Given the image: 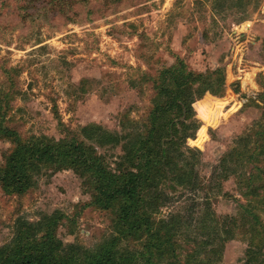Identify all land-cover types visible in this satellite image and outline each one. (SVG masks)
<instances>
[{"label":"rangeland","instance_id":"obj_1","mask_svg":"<svg viewBox=\"0 0 264 264\" xmlns=\"http://www.w3.org/2000/svg\"><path fill=\"white\" fill-rule=\"evenodd\" d=\"M178 60L196 78L186 85L191 111L178 130L202 153L195 169L205 189L184 197L188 191L165 189L171 203L153 222L179 215L181 224L173 252L153 258L155 264H199L201 241L221 244L222 229L196 227L203 208L194 207L208 200L210 219L222 224L246 204L236 176L212 175L225 155L234 148L246 153L242 162L229 160L237 176L264 168V0H0V120L23 140H59L66 129L89 124L122 133V116L147 119L158 73ZM204 85L210 95L195 102ZM192 132L199 147L190 145ZM12 149L0 136V167ZM35 182L20 196L0 185V247L38 239L39 218L54 211L68 217L56 231L65 245L93 250L112 235L114 214L86 206L90 194L71 171H45ZM255 214L264 223V212ZM249 241V234H238L211 264H245ZM252 242L262 248L255 264H264V236L253 233ZM121 247L142 250L133 238Z\"/></svg>","mask_w":264,"mask_h":264},{"label":"trees","instance_id":"obj_2","mask_svg":"<svg viewBox=\"0 0 264 264\" xmlns=\"http://www.w3.org/2000/svg\"><path fill=\"white\" fill-rule=\"evenodd\" d=\"M192 79L196 80L182 60L161 70L152 87V106L147 119L137 121L122 116V133L89 124L78 132L66 129L64 138L59 140L46 136L23 140L0 120V136L13 145L0 167V185L6 194L24 195L35 186V177L45 171H71L90 194L91 200L86 206L114 214L112 235L93 250L65 245L57 237V229L68 219L65 214L60 211L43 214L37 224L42 235L38 239L12 240L0 247V264H155L153 258L161 259L172 253L171 240L181 224L179 215H171V221L159 226L153 222L159 210L171 203L172 198L165 189L188 191V194H180L182 197L205 189L195 169L202 153L189 148L187 138L178 130V122L186 117L185 110L186 113L191 111L186 103V85ZM209 92L208 85L202 86L193 97L195 102L210 95ZM192 96L191 93L189 97ZM191 136L190 145L197 147L194 143L197 136L194 132ZM117 148L119 154H108ZM236 152L234 148L225 155L212 175L223 180L236 176L238 190L246 204L239 205L241 211L237 216L223 219L222 224L215 218L210 219L213 213L208 200L202 207L195 205L194 209L203 208L199 219L195 220L196 227L205 229L214 225V234L220 229L224 234L219 246L212 240L200 242L196 251L203 259L199 264H211L223 244L238 234L250 235L245 264H255L262 251L260 245L252 242V235L257 232L264 236V223L255 214L256 209L264 212V168H256L255 175L247 178L237 176V169L231 168L229 160L238 157L242 162L246 153ZM256 180L260 184L255 185ZM131 238L141 242L142 250L121 247L122 241Z\"/></svg>","mask_w":264,"mask_h":264},{"label":"built area","instance_id":"obj_3","mask_svg":"<svg viewBox=\"0 0 264 264\" xmlns=\"http://www.w3.org/2000/svg\"><path fill=\"white\" fill-rule=\"evenodd\" d=\"M197 100H199V99H197Z\"/></svg>","mask_w":264,"mask_h":264}]
</instances>
